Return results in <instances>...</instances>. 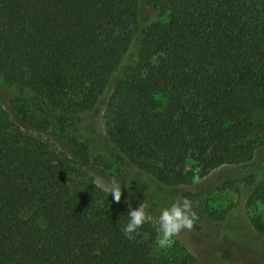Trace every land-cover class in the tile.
<instances>
[{"label": "trees", "instance_id": "16d2710c", "mask_svg": "<svg viewBox=\"0 0 264 264\" xmlns=\"http://www.w3.org/2000/svg\"><path fill=\"white\" fill-rule=\"evenodd\" d=\"M0 90V264L202 263L152 220L127 238L98 177L160 213L205 205L188 160L244 167L264 207V0H0Z\"/></svg>", "mask_w": 264, "mask_h": 264}, {"label": "rangeland", "instance_id": "374dc122", "mask_svg": "<svg viewBox=\"0 0 264 264\" xmlns=\"http://www.w3.org/2000/svg\"><path fill=\"white\" fill-rule=\"evenodd\" d=\"M8 97L7 93L0 90V103L9 104ZM100 118L97 120L99 126ZM255 158L256 161L264 160V148L257 151ZM186 168L195 175L192 192L199 195L200 199H205V205H193L197 219L191 229L182 230L174 238L171 246L161 248L156 243V250L166 252L174 249L185 252L183 248H186L189 253L200 259L201 264H264V241L252 225V218L260 217L264 220V207L260 202L251 199L254 187L249 183L250 175L256 171L244 167L226 166L201 177L199 174L202 167L198 162L188 160ZM263 177L264 164L258 173L257 181L259 182ZM227 181L231 183L224 185ZM97 182L103 188L112 185L101 177L97 178ZM208 193L209 195L206 196ZM164 195L163 201L158 200L156 196L153 201L168 207L176 199L186 198L179 190ZM122 196L130 206H137V200L129 194L123 192ZM205 206L212 214V218L202 212L201 207ZM147 212L151 217L150 220L156 223L160 214L159 209L152 205ZM219 226L249 237L256 246L247 247L244 243L239 244L220 237Z\"/></svg>", "mask_w": 264, "mask_h": 264}, {"label": "clouds", "instance_id": "9594fccd", "mask_svg": "<svg viewBox=\"0 0 264 264\" xmlns=\"http://www.w3.org/2000/svg\"><path fill=\"white\" fill-rule=\"evenodd\" d=\"M104 191L111 194L116 203L121 201L123 195L121 184L113 183ZM147 207V202L143 200L136 207L129 208L128 222L123 227V233L127 238L133 239L134 234H138V229L151 219ZM196 219L193 202L188 198L176 199L170 206L163 208L155 224L158 246L161 248L171 246L174 238L182 230L191 229Z\"/></svg>", "mask_w": 264, "mask_h": 264}]
</instances>
